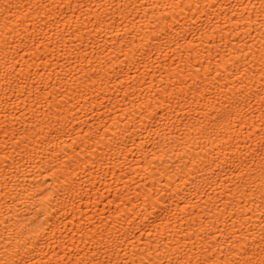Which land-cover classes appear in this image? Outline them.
<instances>
[{
  "label": "snow or ice",
  "instance_id": "6c2138e0",
  "mask_svg": "<svg viewBox=\"0 0 264 264\" xmlns=\"http://www.w3.org/2000/svg\"><path fill=\"white\" fill-rule=\"evenodd\" d=\"M0 130V264H264V0H0ZM37 156L49 187L20 183ZM82 169L116 220L77 243Z\"/></svg>",
  "mask_w": 264,
  "mask_h": 264
},
{
  "label": "bare ground",
  "instance_id": "6f19581e",
  "mask_svg": "<svg viewBox=\"0 0 264 264\" xmlns=\"http://www.w3.org/2000/svg\"><path fill=\"white\" fill-rule=\"evenodd\" d=\"M14 2H19V3H23V4H27L29 2H40L43 3L44 0H14ZM15 11V9L13 10ZM21 19H23V14H21ZM24 26L28 27L30 25L25 24ZM119 48V45H117V49ZM113 55H119V52H115ZM105 71H107V69H105ZM143 71V70H142ZM204 73L202 72L201 75H203ZM147 79H149L150 81L153 80V77L149 76L147 77ZM154 83L156 85H159L160 81L159 78L157 76V79L154 81ZM113 87H119L118 85H113ZM258 87V85H257ZM97 88L99 90V85H97ZM137 94H139V86H137ZM121 96H123V93H120ZM102 101L101 103L104 104H108V103H117L119 104H123V100H117V98L115 97V94L110 91V90H106V96H104V94L102 93ZM93 103H96L95 99L92 100ZM96 107L97 109H100V103H96ZM91 107L88 104H85V111H90ZM100 112H97V115H99ZM78 115H80V113H78ZM81 119H83V116L81 115ZM97 123H100V121H97ZM249 123H251V121H249ZM31 127V123H27V124H20L17 123L13 126H10V131H17L19 133V137L21 138L24 135V128ZM85 132H87V128H85ZM32 133L29 132L28 136L31 139L32 137ZM45 135H48L47 130H45ZM4 133L3 130H0V144H2L4 142ZM61 141L63 142V146L65 148V150L68 152V154L71 156L72 152H71V148L68 147L69 145V141L67 138L65 137H61L60 138ZM35 143V141L33 142ZM51 148H57V141H53L51 146ZM58 150V149H57ZM28 151H32V145H29V149ZM48 153L45 152V155H47ZM4 155V153L2 152V150H0V158H2V156ZM9 155H14L15 158L17 160H21V156L15 155V153H11V151H9ZM24 157L30 159V157H28V153L25 152L22 154ZM82 156H84L83 153H81ZM87 158V157H84ZM23 163V161H21ZM8 163H11V161H9ZM52 163H57L55 160L52 161ZM31 173L27 175V178L24 179L23 177H21L20 183L24 184L26 186H31V185H38L40 188H46L52 185V177L51 175L48 173L47 168L49 167V164L47 161H45L43 164L40 163L39 161V156H37L36 160H31ZM99 167V166H98ZM4 168V164L0 163V170H2ZM89 168H90V164H89ZM87 171V169H82L80 171V175L83 177L84 179V183H85V188L83 191H80V184L79 182H77L76 184V188L77 191L79 192V195L76 196L74 195V199L77 200L76 203V208L75 210L72 207L71 203L67 204V210L66 211H61V216H67V220L65 221V224L67 226V228L69 230H76V239H77V243H79V236H78V228H79V222L80 220L83 218L85 221V224H87V221L89 218H91L92 221H94L96 224L100 223V216H102L105 221L107 223H111L113 221L116 220V213L114 211V209L116 208L117 205V201L115 199L117 192H116V188L114 186H112L110 183H104V182H96L98 181V177H95V175L93 173H91L89 171L88 175L85 176L84 172ZM3 173L0 172V175H2ZM89 177H92V180H89ZM111 180V177H109V181ZM95 183V186H93V184ZM105 187H112L113 190L111 192V197H109V193L107 191H104ZM20 191H23V189H20ZM36 191V189H32L31 187H29L28 192L31 194H34V192ZM134 195V193H131ZM83 197V199H80V197ZM100 196L101 197V201L99 203H96L97 201V197ZM111 198V204H107V200ZM35 203V201L31 200L29 198L28 194H25L21 197L20 201H17L15 204H11V205H6L4 208V212L6 214L11 215L14 219H20L23 220L24 217L29 214L32 211V207L33 204ZM107 207V211H104V209ZM9 208L11 209V211L9 212ZM19 214V215H17ZM99 214V215H98ZM0 219H4V217H0ZM117 227H119V224H117ZM125 227H127V225H125ZM3 229V225L0 224V231H2ZM67 236V234H66ZM69 242H71V238L69 237ZM56 240L53 241V243L55 244ZM81 247H83V245H81Z\"/></svg>",
  "mask_w": 264,
  "mask_h": 264
}]
</instances>
